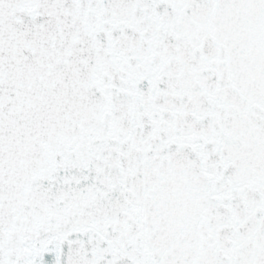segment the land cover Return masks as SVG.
<instances>
[{"label": "water", "instance_id": "1", "mask_svg": "<svg viewBox=\"0 0 264 264\" xmlns=\"http://www.w3.org/2000/svg\"><path fill=\"white\" fill-rule=\"evenodd\" d=\"M0 264H264V0H0Z\"/></svg>", "mask_w": 264, "mask_h": 264}]
</instances>
